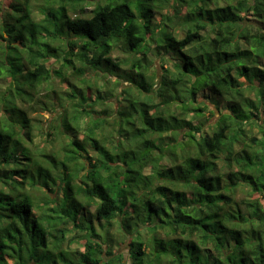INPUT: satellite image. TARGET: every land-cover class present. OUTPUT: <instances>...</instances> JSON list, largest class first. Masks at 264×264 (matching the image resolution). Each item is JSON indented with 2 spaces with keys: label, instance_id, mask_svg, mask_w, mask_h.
Here are the masks:
<instances>
[{
  "label": "trees",
  "instance_id": "obj_1",
  "mask_svg": "<svg viewBox=\"0 0 264 264\" xmlns=\"http://www.w3.org/2000/svg\"><path fill=\"white\" fill-rule=\"evenodd\" d=\"M4 1L0 264H264V0Z\"/></svg>",
  "mask_w": 264,
  "mask_h": 264
},
{
  "label": "rangeland",
  "instance_id": "obj_2",
  "mask_svg": "<svg viewBox=\"0 0 264 264\" xmlns=\"http://www.w3.org/2000/svg\"><path fill=\"white\" fill-rule=\"evenodd\" d=\"M0 3H4V5H8V1H4V0H0ZM93 9V6H88L87 7V14L86 16H90V12L91 10ZM165 13H167V11H164ZM161 19V16L160 15H157L156 16V21L159 22ZM120 57L119 53H114V57ZM150 58V61H151V73H156V75L158 76V79L157 81L160 82L161 81V75H162V67H161V64H162V61L161 59H159L158 56L156 55H152L150 54L149 56ZM49 66H51L52 68H57L58 65L55 63V60H51L49 62ZM110 81L113 82V84H116V82H120V79L114 77V76H111L110 77ZM122 82V81H121ZM104 82L103 81H100L99 84H103ZM160 89V85L157 86V89L158 90ZM118 88L116 90H114V94H119L118 92ZM104 92V90H103ZM112 100H115L112 98ZM215 98L208 95V94H200L198 96V99H197V102H199L202 107L204 108V105L203 103H206V105L209 107V110H205V118L208 119V122L205 123V130L209 131V127L211 125H213L214 123H216L219 118H220V112H219V109L226 112V109H225V106L224 105H221L218 109H217V106H216V103H215ZM37 115V116H35ZM53 115L50 114L49 112H46V111H39L37 113H35L34 115H32V117H35L37 118L38 120H40L42 122V125L45 127L46 131H47V127H48V121L51 119ZM191 116H193V113L189 114L187 119L190 120ZM205 118H203L202 120L205 122ZM198 123V121L194 122V125H196ZM181 133V137H180V141L183 140V135L182 133H184L183 131H180ZM36 142L37 144H40L44 138L40 137L39 133L36 134ZM41 145V144H40ZM189 149V144H187L186 142H179L176 146L174 147H171L169 149V151H167V157H169V154L171 155H176V156H179V157H182L184 156V154H186V151ZM171 161L169 159H165L164 161V164L166 165H170ZM85 223L89 222V221H84ZM105 224V223H104ZM107 225V224H106ZM105 225V226H106ZM96 226V225H95ZM99 225H97L98 227ZM114 228H109V232H110V236L112 237V239H114V244H115V249L118 250V252L122 253L124 255V257L126 258V260L129 262V258H128V254H129V244L131 242V239H125V236H121L119 231H118V227H116L115 225H113ZM100 228L98 227V230ZM106 230H108V228H106ZM146 232V231H145ZM72 252L73 251H80L82 252L83 251V246L82 245H77L75 247H72V249H70ZM47 251L46 249H40L39 250V253H42V252H45Z\"/></svg>",
  "mask_w": 264,
  "mask_h": 264
}]
</instances>
